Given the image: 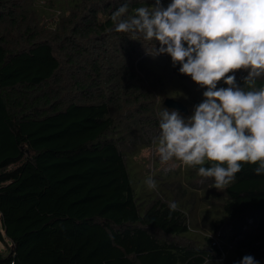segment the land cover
Wrapping results in <instances>:
<instances>
[{"label": "trees", "instance_id": "16d2710c", "mask_svg": "<svg viewBox=\"0 0 264 264\" xmlns=\"http://www.w3.org/2000/svg\"><path fill=\"white\" fill-rule=\"evenodd\" d=\"M35 1L0 0V264H264L257 165L212 194L219 216L200 230L185 201L137 202L132 149L152 144L165 98L190 117L206 90L153 55L154 42L115 31L118 7L155 0ZM235 75L244 86L247 73Z\"/></svg>", "mask_w": 264, "mask_h": 264}, {"label": "clouds", "instance_id": "9594fccd", "mask_svg": "<svg viewBox=\"0 0 264 264\" xmlns=\"http://www.w3.org/2000/svg\"><path fill=\"white\" fill-rule=\"evenodd\" d=\"M110 19L117 33L154 42L153 55L167 54L181 75L206 89L190 117L167 108L158 113L152 144L159 163L199 166L198 175L212 179L216 189L231 184L243 165H257L255 174H264V87H255L264 78V0L124 3ZM240 71L247 73L244 86L237 83ZM221 82L226 87H218ZM144 183L157 187L151 176ZM169 207L174 212L178 205ZM240 264L258 261L246 255Z\"/></svg>", "mask_w": 264, "mask_h": 264}, {"label": "rangeland", "instance_id": "374dc122", "mask_svg": "<svg viewBox=\"0 0 264 264\" xmlns=\"http://www.w3.org/2000/svg\"><path fill=\"white\" fill-rule=\"evenodd\" d=\"M35 2H37L38 5H43L45 3L44 1V3H42L41 0H36ZM50 22L52 21L50 20L48 24ZM161 102H159V104ZM162 110L163 109H161V111ZM186 117L188 118L189 116ZM158 132L159 130L156 132L157 135ZM132 152L133 157L131 161L128 162V169L141 211L148 206L150 200L156 198V195L163 197L165 193L169 200L174 198L177 202L179 200L185 201L187 202V207L193 205L191 224L197 225L199 223L197 226L198 230L202 229L201 226L203 224L219 216L217 209L220 208V203L223 202V200L221 197L214 198L212 194L218 193L220 190L214 188L213 191L210 192L206 186L205 189L208 191L206 193L204 187L201 185L206 184L207 181L199 178L198 174L194 172L193 167L180 166L179 164L175 167L171 165L162 166L159 163V158L154 154L153 144L150 143L148 145L144 144V147L140 148L138 151L132 149ZM149 176L156 181L157 187L155 189L150 190L144 183L145 178ZM157 191H159V193H156ZM197 229H192L190 232L196 233ZM0 232L2 233L1 224ZM0 255L3 258L7 257L6 247L1 241ZM262 260H264V258Z\"/></svg>", "mask_w": 264, "mask_h": 264}, {"label": "water", "instance_id": "95a60500", "mask_svg": "<svg viewBox=\"0 0 264 264\" xmlns=\"http://www.w3.org/2000/svg\"><path fill=\"white\" fill-rule=\"evenodd\" d=\"M163 105L170 110H177L184 117L188 116L189 112L187 107L180 101L174 100L172 98H165L163 100Z\"/></svg>", "mask_w": 264, "mask_h": 264}, {"label": "built area", "instance_id": "2783aa9c", "mask_svg": "<svg viewBox=\"0 0 264 264\" xmlns=\"http://www.w3.org/2000/svg\"><path fill=\"white\" fill-rule=\"evenodd\" d=\"M43 1L46 2V1H48V0H41L42 3H44Z\"/></svg>", "mask_w": 264, "mask_h": 264}]
</instances>
